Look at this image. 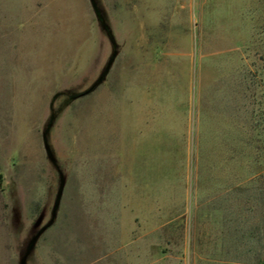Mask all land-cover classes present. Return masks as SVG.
Returning <instances> with one entry per match:
<instances>
[{"label":"rangeland","instance_id":"1","mask_svg":"<svg viewBox=\"0 0 264 264\" xmlns=\"http://www.w3.org/2000/svg\"><path fill=\"white\" fill-rule=\"evenodd\" d=\"M93 1L0 0V264H262L264 0Z\"/></svg>","mask_w":264,"mask_h":264},{"label":"crops","instance_id":"2","mask_svg":"<svg viewBox=\"0 0 264 264\" xmlns=\"http://www.w3.org/2000/svg\"><path fill=\"white\" fill-rule=\"evenodd\" d=\"M151 108H153V105L149 104V103H146L145 105V109H146V117L145 118H138V117H134V118H131L130 120V124L132 125V129L133 131L136 133V135L140 136L141 137L143 136V131L146 127H148L150 129V133L153 131V117H152V114L153 111H151ZM160 109H164L163 107H160ZM164 118V117H163ZM165 123L164 120H161V124ZM148 128H146V130H149ZM147 136V134H146ZM149 137V135L147 136ZM152 151V150H151ZM151 151H146L145 153H139L137 152L136 150V153L132 154L131 156H139V157H148V155H151ZM145 171V175L143 174V172ZM151 171L150 169L148 170V164L146 163L145 164V169L144 170H136L134 171V169L131 170V173H133V181L135 182V187L136 188H140V189H147L148 187H150L152 184V178L149 176L148 177V172ZM135 173V174H134ZM137 173H139L140 175L138 176ZM146 235L147 232H146Z\"/></svg>","mask_w":264,"mask_h":264},{"label":"water","instance_id":"3","mask_svg":"<svg viewBox=\"0 0 264 264\" xmlns=\"http://www.w3.org/2000/svg\"><path fill=\"white\" fill-rule=\"evenodd\" d=\"M91 2H92V6H93V8H94V10H95L96 15L99 16V12H98V10H97V8H96V6H95L94 1L91 0ZM98 18H99V17H98ZM106 71H107V68H106V70L103 72L101 78H100L95 84H93V86H92L88 91L79 94L77 97L84 96V95L87 94L89 91H91L93 88H95V87H96V86L102 81V79L104 78V76H105V74H106ZM45 148L48 150V147H47V146H46ZM59 193H60V192H59ZM59 196H60V194H58L56 204L58 203ZM40 222H41V218H39L38 221L36 222V226H38V225L40 224Z\"/></svg>","mask_w":264,"mask_h":264},{"label":"trees","instance_id":"4","mask_svg":"<svg viewBox=\"0 0 264 264\" xmlns=\"http://www.w3.org/2000/svg\"><path fill=\"white\" fill-rule=\"evenodd\" d=\"M98 17H99V21L101 22L104 30L106 31V33L108 34L109 38L111 39V36H110L109 30H108V27L106 26V24H105L102 16L99 15ZM112 60H113V56L111 57L109 63H111ZM262 264H264V261H262Z\"/></svg>","mask_w":264,"mask_h":264}]
</instances>
